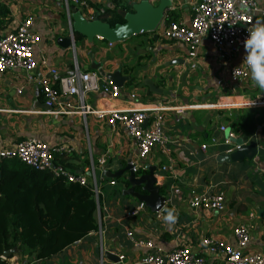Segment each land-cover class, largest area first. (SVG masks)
Listing matches in <instances>:
<instances>
[{
  "label": "crops",
  "instance_id": "obj_1",
  "mask_svg": "<svg viewBox=\"0 0 264 264\" xmlns=\"http://www.w3.org/2000/svg\"><path fill=\"white\" fill-rule=\"evenodd\" d=\"M140 1L92 0V6L97 17L100 10L109 8L121 14L131 13L130 8ZM166 1L170 5L154 32H144L113 46L107 40H89L74 33V10L84 19L88 17L75 8L67 13L59 0L3 1L11 12L5 29L16 28L28 15L35 17L33 30L42 37L36 49L39 65L33 73L35 77L58 87L61 76L73 73L75 61L82 72L98 74L93 68L96 64L106 74L120 72L125 78L120 97L113 99L103 92L108 79L98 74L100 91L88 95V105L94 110L162 107L163 131L169 141L166 148L157 147L145 160L150 170L142 175L152 174L159 192L164 189L163 194L160 192L166 202L161 210L163 216L158 219V212L149 208L132 216L140 197L147 193L143 186L136 191L125 184L131 176L126 170L138 159V148L127 130L122 126L113 130L107 119L95 115L49 112L41 89L26 81V72L9 71L0 80V150L28 139H38L52 147L65 146L68 151L57 161L75 174L88 175L93 158L100 190L98 231L45 260H36L23 249L11 250L4 254L11 264H142L147 251L135 247L128 233L152 241L164 253L187 246L210 262L221 263L222 257L206 251L202 241L214 237L236 246L234 229L240 224L251 229V247L264 253V106L249 104L251 100H264V55L257 54L264 39L256 40L250 49L226 62L219 59L217 48L206 39L198 57L191 58L187 46L169 41L163 34L168 17L170 21L190 22L193 6L183 0H177L175 5ZM161 2L150 0L153 7ZM261 10L258 19L264 25V1ZM69 36L74 38L76 59L72 48H64L58 42ZM245 55L255 57L251 77L234 84L231 67ZM42 56L48 60V67L41 65ZM54 70L58 74H53ZM69 99L63 96L62 101ZM233 101H243L245 105L232 104L234 108L228 109L216 106ZM222 127H227V131L223 132ZM213 139L218 143L214 144ZM203 145L208 148L203 150ZM238 145L256 146L257 156L236 163L220 160ZM165 149L169 155L163 152ZM102 158L107 162L99 167ZM163 166L168 170L163 171ZM192 192L223 193L225 211L191 209Z\"/></svg>",
  "mask_w": 264,
  "mask_h": 264
},
{
  "label": "built area",
  "instance_id": "obj_2",
  "mask_svg": "<svg viewBox=\"0 0 264 264\" xmlns=\"http://www.w3.org/2000/svg\"><path fill=\"white\" fill-rule=\"evenodd\" d=\"M59 1L67 13L75 8L91 21L97 18V13L93 11L92 0ZM183 1L193 6L190 22H169L164 29L163 36L169 41L187 46L191 58L198 57L202 43L206 39H209L217 48L219 59L223 62L233 60L241 51L250 49L256 40L264 39V25L258 19V15L262 11L261 2L264 0ZM170 2L175 5L177 0H170ZM104 12V10H100L98 13ZM85 19L88 21L87 18ZM34 25L35 17L28 15L16 28L0 29V80L9 71L20 69L26 72L28 83L39 86L49 112L58 115L81 114L85 117L95 115L98 119H107L113 130L119 126L124 127L138 148V159L131 163V172L135 179L141 178L150 170L145 160L153 153L154 149L157 147L166 148L169 142L163 131L164 108L146 106L140 109H92L88 105L87 99L90 93L100 91L99 77L97 73L82 72L76 61L73 73L69 76H61L58 87L47 79L35 77L33 73L39 65L36 49L41 43L42 37L34 32ZM109 43L110 46L114 45V42ZM257 54L264 55V45L258 47ZM254 60L255 57L245 55L240 63H234L231 67V81L234 84H241L251 77ZM41 65L48 67V60L45 56L41 57ZM52 73L58 74L55 70ZM102 90L113 99H117L121 95V89L115 86L111 80H106ZM22 91L23 89H20V93ZM63 96H68L70 99L63 103ZM240 103L245 105L243 101L238 103L233 101L232 103H219L216 106L228 109L229 107L222 106L234 104L243 107L240 106ZM249 104L256 107L264 106V100H251ZM221 130L226 132L227 127H222ZM212 142L218 143L217 139H213ZM241 147L238 145L236 150H229L228 153L231 154ZM202 148L206 150L208 146L203 145ZM67 151L68 149L62 145L52 147L44 141L28 139L18 142L13 147L1 149L0 161L18 159L35 170L50 173L54 179L64 180L67 184L90 187L98 200L100 190L96 178L95 161L90 158V175L75 174L57 161V157L64 155ZM163 152L169 155L167 149ZM106 162V159L102 158L98 161V166L104 167ZM162 170L167 171L168 167L163 166ZM190 208L222 213L226 209V198L223 193L198 194L192 192ZM147 209V204L140 202L131 215L138 216ZM156 216L158 219L162 218V211L158 212ZM128 237L135 247L147 251L142 264H264V253L251 247V229L244 224H240L234 229L236 246L214 237L203 239V248L210 254L221 256V263L210 262L205 256L192 253L187 246L177 247L171 252L164 253L152 241L138 239L134 233H128ZM2 259L7 260L4 256ZM121 259L124 258L121 257ZM8 262L10 263V261Z\"/></svg>",
  "mask_w": 264,
  "mask_h": 264
},
{
  "label": "trees",
  "instance_id": "obj_3",
  "mask_svg": "<svg viewBox=\"0 0 264 264\" xmlns=\"http://www.w3.org/2000/svg\"><path fill=\"white\" fill-rule=\"evenodd\" d=\"M130 11L134 13L133 6ZM10 15L0 0V29H5ZM97 19L113 28L126 23L122 14L111 8ZM167 22H171L169 17ZM0 175V264H10L2 257L14 249L28 251L36 260L49 259L98 231L99 200L92 188L54 181L49 173L18 159L0 161ZM134 189L141 191V186Z\"/></svg>",
  "mask_w": 264,
  "mask_h": 264
},
{
  "label": "water",
  "instance_id": "obj_4",
  "mask_svg": "<svg viewBox=\"0 0 264 264\" xmlns=\"http://www.w3.org/2000/svg\"><path fill=\"white\" fill-rule=\"evenodd\" d=\"M170 3L166 0H162L158 7H153L150 4V0H141L139 4L134 6V13H123L122 16L126 19V23L111 27L108 23L102 22L99 19L88 22L82 17L79 12L74 10V33L82 34L89 40L95 38H101L109 42H124L136 35H140L144 32H154L157 26L162 22L164 14L169 7ZM59 44L64 48L73 47V37L61 38L58 40ZM93 68L102 77L111 80L115 86L122 88L125 83L120 72L106 74L100 65H94ZM45 108L46 105H45ZM49 110V108H47ZM241 149L226 155L220 159L222 162L236 163L245 160H254L257 156V147L254 145H241ZM131 166L126 171H129L130 184L134 186H143L147 195L140 197L141 202H145L148 208L157 213L163 209L164 198L160 196L159 188L156 187V179L153 175L142 176L139 179H135V176L131 172ZM113 175L112 177H117ZM1 177V175H0Z\"/></svg>",
  "mask_w": 264,
  "mask_h": 264
},
{
  "label": "rangeland",
  "instance_id": "obj_5",
  "mask_svg": "<svg viewBox=\"0 0 264 264\" xmlns=\"http://www.w3.org/2000/svg\"><path fill=\"white\" fill-rule=\"evenodd\" d=\"M71 14H72V12H71ZM70 14V15H71ZM72 27H73V30H74V21H73V19H72ZM70 31H71V29H70ZM76 36V35H75ZM77 38V36L75 37V39ZM79 43V41L77 42V44ZM78 46V45H77ZM72 56L76 59V47L75 46H73L72 47ZM222 103H225V102H221V104Z\"/></svg>",
  "mask_w": 264,
  "mask_h": 264
},
{
  "label": "bare ground",
  "instance_id": "obj_6",
  "mask_svg": "<svg viewBox=\"0 0 264 264\" xmlns=\"http://www.w3.org/2000/svg\"><path fill=\"white\" fill-rule=\"evenodd\" d=\"M222 107H229V108H234V105H232V104H229V105L222 106Z\"/></svg>",
  "mask_w": 264,
  "mask_h": 264
}]
</instances>
